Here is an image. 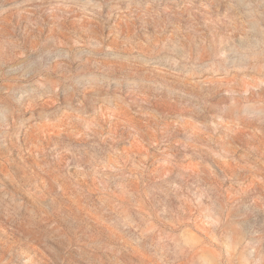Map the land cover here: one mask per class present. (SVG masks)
<instances>
[{
    "label": "rangeland",
    "instance_id": "obj_1",
    "mask_svg": "<svg viewBox=\"0 0 264 264\" xmlns=\"http://www.w3.org/2000/svg\"><path fill=\"white\" fill-rule=\"evenodd\" d=\"M0 264H264V0H0Z\"/></svg>",
    "mask_w": 264,
    "mask_h": 264
}]
</instances>
